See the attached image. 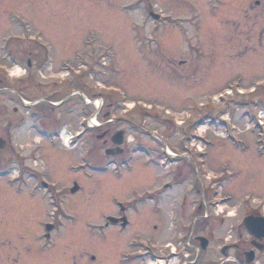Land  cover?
Masks as SVG:
<instances>
[{
  "label": "rangeland",
  "instance_id": "1",
  "mask_svg": "<svg viewBox=\"0 0 264 264\" xmlns=\"http://www.w3.org/2000/svg\"><path fill=\"white\" fill-rule=\"evenodd\" d=\"M221 1L0 0V65L11 50L49 51L54 67L76 53L93 57L94 80L102 84L105 77L107 85L117 87L127 103L122 108L141 126L129 138L140 140L143 130H156L177 154L178 164L167 161L155 167L148 162L119 178L93 174L89 164L78 173L63 171L53 178L65 186L77 181L83 190L67 202L70 208L63 220V226L74 231L75 242L83 240L90 249L107 242L85 235L83 228L101 215L117 212V202L133 203L132 210L138 212L152 209L151 197L144 203L139 197L165 181H174L161 196V206L168 212H200L201 206L204 210L205 199L196 189L210 194V215L221 219L217 225L222 227L236 224L239 216L256 208L264 211V126H256V113L264 111V42L256 45L252 40L238 49L234 29L224 22L237 18L241 0H224L225 5ZM257 12L253 18L263 21L264 10ZM154 14L163 16L157 21ZM30 37L36 40L29 42ZM181 59L189 65L179 66ZM189 67L196 69L191 73ZM11 70L14 76L25 72L15 66ZM1 107L7 108L10 118L12 105L1 100ZM0 120L6 125L1 111ZM190 133L194 148L186 141ZM0 134H6L2 125ZM96 141L82 140L75 151H68L65 144L59 152L44 148L49 173L56 172L50 164L61 156L79 169L89 147L104 156ZM140 151L142 147L134 162L148 161ZM4 171L0 165V174ZM9 175L7 170L0 177V264H71L63 249L43 250L44 243L35 239V231L55 206L44 199L20 197L9 185ZM196 179L202 184L191 189ZM215 200L221 203L212 204ZM33 205L39 213L32 212ZM136 219L133 226L140 228V216Z\"/></svg>",
  "mask_w": 264,
  "mask_h": 264
},
{
  "label": "flooded vegetation",
  "instance_id": "2",
  "mask_svg": "<svg viewBox=\"0 0 264 264\" xmlns=\"http://www.w3.org/2000/svg\"><path fill=\"white\" fill-rule=\"evenodd\" d=\"M221 4L225 5V1L222 0ZM239 4L237 18H228L224 24L234 29L238 49L242 48V43L248 44L252 40L260 45L264 42V20L253 17L259 14L258 9L264 10V0H241ZM255 29L257 34H254ZM244 47L248 48L247 45ZM42 53L32 49L12 51L0 65V111L6 120L4 126L0 120V127L2 125L6 133L0 134V165L10 171L8 183L20 197L36 201L44 199L55 206L48 210L40 224L42 227L35 231V239L44 243L43 250L63 249L73 264H264V228L249 229L242 225L245 216H264L263 209L256 208L252 213L239 216L236 224L222 227L217 225L221 219L210 215V194L196 189L202 200L205 199L204 210L201 206L200 212H168L161 206V196L172 187L173 180L165 181L154 187L153 192H143L139 197L143 203L147 196L148 199L151 197L152 209L138 212L132 210L133 203L117 202V212L101 215L89 227L83 228L85 235L107 242L93 249L87 248L83 240L75 242L74 231L67 230L63 220L70 208L67 202L70 203L71 197L82 194L83 190L77 181L72 180L65 186L58 185L56 181L59 179L53 178L63 175V171L78 173L88 164L93 174L108 173L119 178L148 162L156 167L164 157L170 164L177 163V154H167L165 138L156 130H143L140 140L129 138L131 132H137L141 126L131 120L127 114L129 110L122 108L127 103L117 87L107 85L105 77L100 81L102 84L94 80L93 57L76 53L61 58L60 65L54 67L53 61L49 60L52 59L50 52ZM178 64L188 66L189 61L181 59ZM13 66L23 68L25 72L10 77L9 69ZM195 69L189 67L190 72ZM55 76L58 77L56 80ZM1 100L12 105L10 118L6 114L7 108L1 107ZM101 112L102 122L98 121ZM64 136L73 140V144L66 147L68 151H75L82 140L94 138L96 145L104 149V156L96 148L89 147L86 161L79 169L61 156L56 159L58 162L50 164L56 170L50 174L51 167L48 168L44 161L48 158L44 148L51 147L59 152L61 144H65ZM193 139L192 133L186 137L191 147ZM119 140H123L120 146ZM139 147L143 148L140 152L146 154L148 161L134 162ZM146 150L154 155H148ZM40 161L42 163H38ZM192 169L189 165V170ZM108 179L104 178L105 183ZM75 184L79 186L76 191L73 189ZM199 184L202 182L192 180L190 187ZM218 203L216 200L212 202ZM30 209L39 213L36 205ZM139 216L141 227L136 228L133 225ZM109 217L119 221L108 220ZM224 217L227 216L222 215ZM99 218L101 221L98 222ZM124 223L127 225L123 226ZM48 225L52 226L51 229L47 228ZM67 243L75 246L65 247ZM66 259L64 257V262Z\"/></svg>",
  "mask_w": 264,
  "mask_h": 264
},
{
  "label": "water",
  "instance_id": "3",
  "mask_svg": "<svg viewBox=\"0 0 264 264\" xmlns=\"http://www.w3.org/2000/svg\"><path fill=\"white\" fill-rule=\"evenodd\" d=\"M155 17L158 18V16H155ZM122 142H123V140H119L118 144L120 145V144H122ZM1 145H0V147H2ZM74 189L76 190V189H78V187L75 185ZM109 220L118 221L119 219L110 217ZM113 223H116V222H113ZM244 225L247 226L249 229H252V228H264V218H253L251 216L247 217L244 220ZM123 226H126V224L124 223Z\"/></svg>",
  "mask_w": 264,
  "mask_h": 264
},
{
  "label": "bare ground",
  "instance_id": "4",
  "mask_svg": "<svg viewBox=\"0 0 264 264\" xmlns=\"http://www.w3.org/2000/svg\"><path fill=\"white\" fill-rule=\"evenodd\" d=\"M170 154H172V153H170ZM232 215V214H231Z\"/></svg>",
  "mask_w": 264,
  "mask_h": 264
}]
</instances>
